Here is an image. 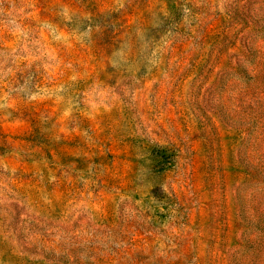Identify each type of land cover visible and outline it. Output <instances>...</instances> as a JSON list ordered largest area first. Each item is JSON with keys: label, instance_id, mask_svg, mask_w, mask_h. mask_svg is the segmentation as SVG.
Masks as SVG:
<instances>
[{"label": "rangeland", "instance_id": "1", "mask_svg": "<svg viewBox=\"0 0 264 264\" xmlns=\"http://www.w3.org/2000/svg\"><path fill=\"white\" fill-rule=\"evenodd\" d=\"M0 264H264V0H0Z\"/></svg>", "mask_w": 264, "mask_h": 264}]
</instances>
